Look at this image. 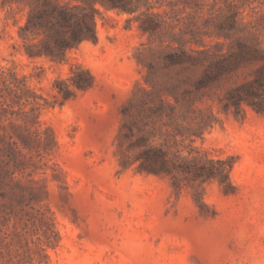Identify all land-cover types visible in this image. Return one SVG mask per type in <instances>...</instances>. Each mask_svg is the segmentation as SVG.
Wrapping results in <instances>:
<instances>
[{"label":"rangeland","instance_id":"obj_1","mask_svg":"<svg viewBox=\"0 0 264 264\" xmlns=\"http://www.w3.org/2000/svg\"><path fill=\"white\" fill-rule=\"evenodd\" d=\"M207 2L201 13L169 11L183 18L166 35L144 32L141 11L98 3L97 40L55 62L24 52L18 29L30 6L0 0V67L15 66L49 102L30 125L39 134L0 121V264H264V111L244 103L236 115L221 104L253 67L205 77L217 42L225 51L240 36L264 46V0H236L243 19L231 38L217 34L230 0H213L212 14ZM179 35L188 50L206 48L192 52L200 61L188 69L165 58ZM75 64L90 69L94 84L63 100L55 83ZM201 77L206 85L196 88ZM186 89L193 100L176 102ZM148 145L206 150L233 163L232 185L227 192V181L214 178L177 187L141 170L137 157Z\"/></svg>","mask_w":264,"mask_h":264},{"label":"trees","instance_id":"obj_2","mask_svg":"<svg viewBox=\"0 0 264 264\" xmlns=\"http://www.w3.org/2000/svg\"><path fill=\"white\" fill-rule=\"evenodd\" d=\"M169 3L170 9L154 11L153 8ZM208 0H2L4 6L26 2L30 9L26 20L19 26L18 33L23 41L24 52L29 57L48 56L55 62H62L67 59L70 49L77 46L84 40H97V22L101 10L98 3L109 9L126 11H141L143 15L140 28L144 32L153 34H170L178 26L174 20H181L183 16L176 19L171 17L169 11L179 15L181 11L191 8L197 13L204 11ZM212 6L208 13H213ZM230 14L224 20L219 21V36L231 38L236 33V25L243 19L240 6L236 0L229 2ZM169 18H171L169 20ZM203 30L200 33L207 34ZM193 37L197 36L193 29L184 31ZM180 45L172 46L173 50L165 54L166 61L173 65H182L185 69L191 65H197L200 58L192 52L205 53L206 48H191L188 50L182 43L184 35L178 36ZM203 42V41H199ZM226 42H217L216 51L213 52V74L208 73L205 77L211 78L213 82L222 75L232 73L241 68L253 67L251 77L240 84L232 87L221 98L222 108L225 111L233 109L236 115L244 114L243 104L253 106L257 111H264V46L260 41L249 42L242 36L238 38L235 45L229 50H224ZM205 77L195 81L196 88L206 85ZM27 75H19L15 66L0 67V121L8 120L23 121L22 126L29 133L39 134L40 128L31 129L30 125L40 124L42 109L49 105L48 100L36 93L27 83ZM95 77L89 68L81 64L71 66L68 78L56 80L55 87L63 100L74 96L76 89H88L93 86ZM188 78H185L186 82ZM192 90L186 89L182 98L175 95L176 102H190L193 100ZM168 103L173 106L172 101ZM156 114H162L163 106L158 104L154 108ZM171 115V113H168ZM143 140V137H141ZM137 159L140 161L139 168L149 173L168 175L173 179L177 187L182 186V181L187 180L191 184L197 181L205 182L217 178L221 183H226L225 190L231 186L230 167H227L223 159H213L209 152L199 147L192 146L188 155H182L174 151L172 147L144 146ZM50 238V237H48ZM50 240V239H49ZM45 249V248H44Z\"/></svg>","mask_w":264,"mask_h":264}]
</instances>
